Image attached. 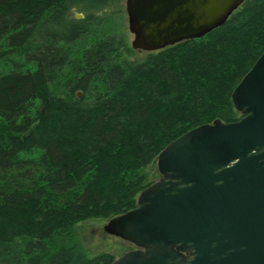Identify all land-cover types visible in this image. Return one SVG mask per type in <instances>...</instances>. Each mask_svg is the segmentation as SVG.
Masks as SVG:
<instances>
[{
	"label": "trees",
	"instance_id": "trees-1",
	"mask_svg": "<svg viewBox=\"0 0 264 264\" xmlns=\"http://www.w3.org/2000/svg\"><path fill=\"white\" fill-rule=\"evenodd\" d=\"M118 2L0 0V264H113L78 225L136 209L180 136L243 117L232 94L264 53V0L156 52L116 34Z\"/></svg>",
	"mask_w": 264,
	"mask_h": 264
},
{
	"label": "water",
	"instance_id": "water-1",
	"mask_svg": "<svg viewBox=\"0 0 264 264\" xmlns=\"http://www.w3.org/2000/svg\"><path fill=\"white\" fill-rule=\"evenodd\" d=\"M245 1L127 0L132 49L201 38ZM232 99L239 121L216 120L170 143L157 158L162 178L105 224L135 247L113 264H264V53Z\"/></svg>",
	"mask_w": 264,
	"mask_h": 264
},
{
	"label": "rangeland",
	"instance_id": "rangeland-1",
	"mask_svg": "<svg viewBox=\"0 0 264 264\" xmlns=\"http://www.w3.org/2000/svg\"><path fill=\"white\" fill-rule=\"evenodd\" d=\"M126 1L120 0L118 4L110 8L108 17L112 19L114 29L117 31L116 34L124 38L132 48L134 35L129 31ZM147 171L149 182L152 185L162 178L157 169V160L149 166ZM107 222V220L102 219H91L80 223L77 230V241L81 243L91 257L101 253H109L117 260L135 247L117 237L106 234L104 226Z\"/></svg>",
	"mask_w": 264,
	"mask_h": 264
},
{
	"label": "flooded vegetation",
	"instance_id": "flooded-vegetation-1",
	"mask_svg": "<svg viewBox=\"0 0 264 264\" xmlns=\"http://www.w3.org/2000/svg\"><path fill=\"white\" fill-rule=\"evenodd\" d=\"M134 249V248H133Z\"/></svg>",
	"mask_w": 264,
	"mask_h": 264
}]
</instances>
